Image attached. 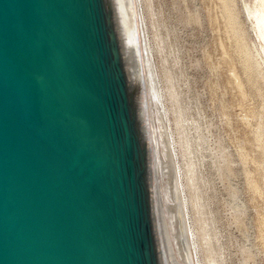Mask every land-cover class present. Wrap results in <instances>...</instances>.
<instances>
[{
	"label": "water",
	"instance_id": "95a60500",
	"mask_svg": "<svg viewBox=\"0 0 264 264\" xmlns=\"http://www.w3.org/2000/svg\"><path fill=\"white\" fill-rule=\"evenodd\" d=\"M0 264H192L135 0H0Z\"/></svg>",
	"mask_w": 264,
	"mask_h": 264
},
{
	"label": "rangeland",
	"instance_id": "374dc122",
	"mask_svg": "<svg viewBox=\"0 0 264 264\" xmlns=\"http://www.w3.org/2000/svg\"><path fill=\"white\" fill-rule=\"evenodd\" d=\"M135 5L191 263L264 264V55L251 15L261 4Z\"/></svg>",
	"mask_w": 264,
	"mask_h": 264
},
{
	"label": "bare ground",
	"instance_id": "6f19581e",
	"mask_svg": "<svg viewBox=\"0 0 264 264\" xmlns=\"http://www.w3.org/2000/svg\"><path fill=\"white\" fill-rule=\"evenodd\" d=\"M258 2H259V4H261V8L260 9H258L256 12H253L251 15H252V20H254V25H255V27H256V30H257V33H258V35H259V37L261 38V40H262V50H263V55H264V0H257ZM229 3V2H228ZM232 3V2H231ZM136 6V5H135ZM233 8V7H232ZM231 18V17H230ZM240 28V27H239ZM137 30H139L138 29V26H137ZM244 32V31H243ZM242 35V34H241ZM241 38V37H240ZM242 42V41H241ZM142 43V42H141ZM143 45V44H142ZM247 45V44H246ZM246 47V46H245ZM142 48V47H141ZM147 48V47H146ZM246 48H248V45H247V47ZM145 52H146V49H145ZM251 52H252V50H251ZM248 53H249V51H248ZM142 54H143V49H142ZM249 54H251V53H249ZM252 55V54H251ZM250 56V55H249ZM254 56V55H253ZM145 54H144V60H145V66H146V69H147V72H148V78H149V84H151V90H152V94H153V96L155 97V94L156 93H154V91L155 90H153V89H155V87H154V85L155 84H153V81H155V80H152L151 78H150V70H149V65H151V64H148V66H147V64H146V59H145ZM252 57V56H251ZM249 58V57H248ZM252 60H253V58H252ZM252 60H250V61H252ZM149 62V61H148ZM252 62H255V61H252ZM150 63V62H149ZM258 64V63H257ZM152 66V65H151ZM260 67V66H259ZM151 68V67H150ZM257 71H259V70H257ZM153 72V71H152ZM259 73V72H258ZM152 74V73H151ZM169 74V73H168ZM153 75V74H152ZM167 77V76H166ZM170 77V76H169ZM260 77H262V76H260ZM153 79H155L154 78V76L152 77ZM167 79V78H166ZM171 82V81H170ZM168 83H169V80H168ZM167 84V83H166ZM168 88V87H167ZM170 88V87H169ZM172 90V89H171ZM170 91V90H169ZM175 93V92H174ZM175 96H176V94H175ZM157 98H154V100H156ZM174 99H175V97H174ZM158 101V100H157ZM156 103V102H155ZM188 171V170H187ZM187 175V174H186ZM185 218V217H184ZM188 234V233H187Z\"/></svg>",
	"mask_w": 264,
	"mask_h": 264
}]
</instances>
